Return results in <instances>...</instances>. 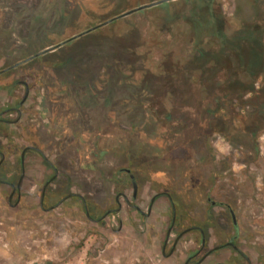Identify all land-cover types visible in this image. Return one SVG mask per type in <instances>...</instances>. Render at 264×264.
I'll use <instances>...</instances> for the list:
<instances>
[{
    "label": "rangeland",
    "instance_id": "rangeland-1",
    "mask_svg": "<svg viewBox=\"0 0 264 264\" xmlns=\"http://www.w3.org/2000/svg\"><path fill=\"white\" fill-rule=\"evenodd\" d=\"M156 1L2 0L0 69L58 47L1 76V102H19L24 88L14 83H30L34 101L23 106L18 141L23 148H41L63 172L82 175L87 187L79 193L88 201L112 206L106 202L114 188L108 179L127 166L123 154L133 148L153 178L182 192L185 202L195 183L210 188L212 200L235 207L238 229L226 226V241L237 235L254 264H264V0H171L169 9L155 5L83 34ZM193 5H207L209 15L198 9L194 18L207 22L211 34L190 32L183 18ZM173 11L179 19H172ZM25 159L27 169L36 159L49 173L34 150ZM44 171L35 175L39 185ZM29 193L25 209H10L8 192L0 187V264H143V239L130 243L128 255L120 235L103 234L96 244L95 226L88 222L84 234L73 233L64 243L58 229L50 238L47 227L34 223L36 192ZM170 195L180 214L176 195ZM167 212L154 214L162 223H152L151 232L158 235ZM118 220H109L113 228ZM198 221L190 218L182 228ZM128 225L125 216V231ZM226 255L228 264L237 262L232 250Z\"/></svg>",
    "mask_w": 264,
    "mask_h": 264
},
{
    "label": "flooded vegetation",
    "instance_id": "flooded-vegetation-1",
    "mask_svg": "<svg viewBox=\"0 0 264 264\" xmlns=\"http://www.w3.org/2000/svg\"><path fill=\"white\" fill-rule=\"evenodd\" d=\"M1 2L2 0H0V4ZM110 22L112 21L108 20L106 24ZM30 60L26 59L0 69V77ZM19 86L24 88V94L19 102L7 107L2 104L0 98V187L8 192L6 203L10 209H25L23 203L31 196L29 192H36L33 197L35 204L31 207L32 217H34L37 227L48 228L50 238L54 237L55 229H58L57 232H63L64 238L61 243H64L65 238H70L73 233L76 237L84 234V227L88 222L95 226L96 244H101L103 234L120 235V239H126L128 255H133L131 244H134L136 240L143 239L144 246L142 252L139 253L143 257V264H166L168 261H172L173 264H228L226 254L231 250L237 256L235 264H254L242 246H238L237 235L231 236L226 241V226L231 224L234 229H238L235 207L226 204L225 201L212 200L210 188L195 183L192 184L193 188L190 192L185 191L191 195L190 202H185L182 199V192L167 190L161 182L153 178L155 173L152 174L146 170L144 163L139 162L141 156L135 155L133 148L126 149L123 154L126 156L127 166L118 169L108 179L114 188L106 202H111L112 206L104 209L106 203L103 205L100 202L88 201L84 194L79 193L86 191L87 187L82 175L63 172L59 162L48 157L41 148L35 145L23 148L21 142L18 141L15 128L24 115L23 106L34 101L32 97L34 89L30 83L18 80L13 85L15 88ZM27 89L29 92L25 98ZM28 150H34L39 155L49 173L44 171L36 159H34L36 164L33 163V168L27 169L25 156ZM35 165H39L38 172L35 171ZM41 171H44L46 177L39 185L35 175L42 174ZM101 175L99 176L101 177ZM147 184L151 185L153 190H146ZM156 184L159 185L157 191L154 189ZM73 186H76L77 189H72ZM198 190L203 192L202 198L196 197L195 192ZM170 191L176 195L179 201L180 214ZM160 196H165L167 202L157 203ZM166 209L169 218L165 217L166 221L158 236L156 232H151V226L152 223L162 222L156 221L154 214L158 212V216ZM213 209L218 212L212 213L215 211ZM198 211H202V215L199 216ZM129 212L133 214L129 215ZM123 213L127 216L129 224L126 226V231L124 230L125 216H122ZM116 217L119 218L118 228H113L109 220L116 219ZM196 217L199 218L197 224H193L189 228H182L188 219ZM75 221H81L84 226L77 227ZM165 223L167 224L164 225ZM191 231H195L196 235L187 237ZM135 234L141 238H136ZM215 238L221 239V243L213 245L212 242L215 241ZM99 248L102 247L99 245ZM73 249H77V247ZM225 249L229 252H226Z\"/></svg>",
    "mask_w": 264,
    "mask_h": 264
},
{
    "label": "trees",
    "instance_id": "trees-1",
    "mask_svg": "<svg viewBox=\"0 0 264 264\" xmlns=\"http://www.w3.org/2000/svg\"><path fill=\"white\" fill-rule=\"evenodd\" d=\"M186 1H188V0H186ZM172 5H170V3L169 2H167V3H164V4H162V5H160V6H157V8H160V9H169L170 7H171ZM198 9H199V11H204V13L203 12H198ZM191 10L192 11H194L193 13H189L188 14V16H184V21H185V23L187 24V25H189V27H190V32L191 33H194L197 37H199V38H201L204 34H211L210 32H206L207 30H208V26H207V22H204V21H200L199 22V24L195 21V18H194V16H196L197 15V12L199 13V14H203V16H205V14H207V15H209V10H208V8H207V5H199V7H196V6H194L193 5V7L191 8ZM184 12H181V16H182V14H183ZM192 14V15H191ZM172 15V19L173 20H177V19H179L180 18V14L178 13V12H174L173 11V13L171 14ZM117 20V19H116ZM116 20H113V21H116ZM166 25V24H165ZM201 30H200V29ZM213 34H216V32H213ZM37 54V53H36ZM35 55V54H34ZM250 91L251 92H254L255 90H254V87H250ZM257 155H259V152H258V150L255 152V156L256 157H258Z\"/></svg>",
    "mask_w": 264,
    "mask_h": 264
},
{
    "label": "water",
    "instance_id": "water-1",
    "mask_svg": "<svg viewBox=\"0 0 264 264\" xmlns=\"http://www.w3.org/2000/svg\"><path fill=\"white\" fill-rule=\"evenodd\" d=\"M168 1H171V0H159V1H156V2L149 3V4L141 5V6L137 7V8H134V9H132V10H129V11H127V12L121 14V15H118V16L112 18V19L109 20V21H113V20H116V19L122 18V17L127 16V15H129V14H132V13H134V12L141 11V10H143V9H146V8H149V7H152V6H155V5H159V4H162V3L168 2ZM106 23H107V22H105V23H103V24H100V25H98V26H95V27L91 28L90 30H87V31L83 32V34L89 32V31H91V30H94V29H96V28H98V27H101V26H103V25L106 24ZM80 35H82V34H80ZM76 37H78V36H76ZM74 38H75V37H74ZM70 40H71V39L66 40L65 42H68V41H70ZM57 47H58V45L53 46V47H50V48H47V49L43 50L42 52H40L39 54H36V55L33 56V57H37V56H39V55H41V54L47 53V52H49V51H52L53 49H55V48H57ZM33 57H32V58H33ZM32 58H29V59H32ZM28 92H29V90L27 89V92H26L25 98L27 97Z\"/></svg>",
    "mask_w": 264,
    "mask_h": 264
}]
</instances>
